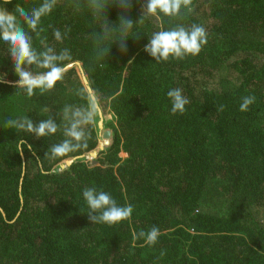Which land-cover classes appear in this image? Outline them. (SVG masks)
Returning <instances> with one entry per match:
<instances>
[{
    "label": "trees",
    "instance_id": "1",
    "mask_svg": "<svg viewBox=\"0 0 264 264\" xmlns=\"http://www.w3.org/2000/svg\"><path fill=\"white\" fill-rule=\"evenodd\" d=\"M42 2L4 7L30 12ZM96 2L57 0L36 32L25 25L38 51L69 49L65 66L79 63L99 97L110 137L95 158L84 155L99 147L98 117L86 149L50 152L65 139L64 106L86 103L78 67L29 97L13 85L0 42V264H264V0H192L173 17L149 14L147 0ZM192 24L207 32L198 55L156 61L144 51L153 33ZM174 88L190 101L183 114L171 112ZM246 96L255 102L242 112ZM24 116L52 117L61 130L37 138L6 126ZM21 138L35 155L27 145L19 154ZM91 187L131 205L132 216L92 224L83 198ZM153 226L160 234L150 245L139 233Z\"/></svg>",
    "mask_w": 264,
    "mask_h": 264
},
{
    "label": "clouds",
    "instance_id": "2",
    "mask_svg": "<svg viewBox=\"0 0 264 264\" xmlns=\"http://www.w3.org/2000/svg\"><path fill=\"white\" fill-rule=\"evenodd\" d=\"M11 3V0H3L0 6V42L7 45L9 56L14 65V72L18 76L15 84L18 88L24 89L29 97L35 94L36 90L41 92L50 91L62 82L65 77V62L72 60L69 49H62L59 53L54 47L45 45L42 51H38L33 46L32 37L29 31L36 32L44 16L51 14L57 0H43L39 7L33 8L30 12L23 6L17 4L14 12H9L4 5ZM94 7H99L96 0H91ZM192 0H147V11L149 14L167 17L178 16L182 8H188ZM125 28L131 29L133 22L125 18ZM65 33L59 29H53V36L56 41H62ZM208 42L206 29L197 24L190 27L183 25L169 30H160L152 34L144 51L156 61H167L170 57L182 59L185 56L198 55L202 46ZM121 52L127 51L126 43L120 48ZM131 62V61H130ZM33 66L35 71L33 70ZM86 101L84 105H65L62 111L63 139L61 142L51 146L52 157H66L71 153H76L87 148L89 138V128L94 126L97 117L101 113L99 97L91 90L79 93ZM171 102V112L173 114H183L189 99L183 94L182 89H170L167 93ZM255 102L254 96H246L240 105V110L247 111L249 106ZM220 111L223 110L222 106ZM45 111H48L46 108ZM8 128L16 129L20 132L33 134L37 138H44L55 135L61 130V125L49 117L34 123L27 116L18 119H8ZM28 151L33 152L31 144L21 138L17 142L19 154L22 156L24 146ZM83 198L90 209L87 214L92 224L114 225L128 220L133 213L131 205L120 206L112 195L95 187L85 188ZM158 227L153 226L146 234L141 231L140 237L146 236V242L154 245L159 237ZM163 255V253H161Z\"/></svg>",
    "mask_w": 264,
    "mask_h": 264
},
{
    "label": "water",
    "instance_id": "3",
    "mask_svg": "<svg viewBox=\"0 0 264 264\" xmlns=\"http://www.w3.org/2000/svg\"><path fill=\"white\" fill-rule=\"evenodd\" d=\"M74 65L78 66L79 67V72H80V76H81V81H82V84L85 88V90H91V87L89 86V83L88 81L86 80L84 74H83V71L80 67V64L79 63H75V64H69L67 66H65V71L71 69ZM10 84V83H9ZM13 85H16L15 83H13ZM92 92V90H91ZM93 93V92H92ZM98 123H97V127H98V130H99V136H100V140H99V147L93 151L92 153L90 154H85L84 156L87 157V156H90L91 158H95L96 155H97V152L99 151H102L104 146H106L109 142V137H110V132L109 131H104L103 130V116H102V112L99 114L98 116ZM104 141V142H103ZM83 157V155H82ZM79 158V157H78ZM77 158H74V159H70V160H67V161H64L62 162L61 164H59L57 167H55V170L59 167L60 169H63L65 168V166H68L70 165L73 160H75Z\"/></svg>",
    "mask_w": 264,
    "mask_h": 264
},
{
    "label": "rangeland",
    "instance_id": "4",
    "mask_svg": "<svg viewBox=\"0 0 264 264\" xmlns=\"http://www.w3.org/2000/svg\"><path fill=\"white\" fill-rule=\"evenodd\" d=\"M75 64V63H74ZM76 66V65H75ZM74 67V66H73ZM78 67V66H77ZM80 67H81V65H80ZM78 69H79V67H78ZM80 73V72H79ZM108 119H110V117H108ZM103 130L104 131H107L106 129H104V127H103ZM104 142V141H103ZM87 158H91L90 156H87Z\"/></svg>",
    "mask_w": 264,
    "mask_h": 264
}]
</instances>
